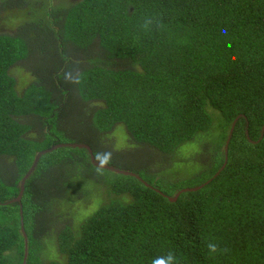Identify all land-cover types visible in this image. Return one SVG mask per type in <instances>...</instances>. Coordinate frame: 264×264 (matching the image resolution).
Wrapping results in <instances>:
<instances>
[{"label": "trees", "instance_id": "16d2710c", "mask_svg": "<svg viewBox=\"0 0 264 264\" xmlns=\"http://www.w3.org/2000/svg\"><path fill=\"white\" fill-rule=\"evenodd\" d=\"M35 3L0 4L41 11L0 33V264H23L20 205L27 264H264V0ZM28 59L34 79L19 90L12 70ZM76 115L84 123L72 131ZM120 125L128 143L118 149L110 133ZM191 141L195 154L178 158ZM58 142L87 143L149 185L64 146L43 154L21 200L8 202L35 154ZM144 148L149 167L122 159ZM101 186L106 201L77 228L57 215L74 191ZM53 236L58 254L44 260Z\"/></svg>", "mask_w": 264, "mask_h": 264}, {"label": "rangeland", "instance_id": "374dc122", "mask_svg": "<svg viewBox=\"0 0 264 264\" xmlns=\"http://www.w3.org/2000/svg\"><path fill=\"white\" fill-rule=\"evenodd\" d=\"M6 1L8 0H0V4H2L3 2L6 3ZM42 1V3H45L43 5H45V8H48V6H50L51 4L53 6H56L59 4V1L64 3V5L67 6V4H69L70 2H73L75 0H29V3L36 5L35 2L38 3ZM24 8V7H22ZM41 11H39L38 13H33L31 11V8H26L25 9H20L19 7L17 8H8V7H3V9L0 11V33H14L18 27L26 22V21H30L32 19L35 18H39V14ZM45 13V11L41 14L43 15ZM40 15V16H41ZM49 56L46 55V58H48ZM46 58H39L37 57V62H32V64L35 65H40L43 63H51L52 60L51 58L46 59ZM31 60L28 59L27 61L21 62L19 63L17 66L13 67L12 73L14 76L17 77V84H18V88L19 90H21L23 87H25L26 85H28L30 82L33 81L34 77L32 75V67H31ZM47 67V66H46ZM79 114H80V110H76ZM84 120H81V118L79 117V115L73 116L72 120H71V126H70V130L74 131L76 128L80 127L81 125H83ZM122 125V124H121ZM118 126L112 133H110L111 138L113 139V146H117L118 149L125 147V145L127 144V133L126 130L123 126ZM54 128L53 126H51V129ZM74 133H70V136H64L63 138H61V140H71L75 139V137H73ZM72 135V136H71ZM106 141H104L105 143H109V141L111 140L110 138L105 139ZM112 142V140H111ZM103 145V144H102ZM199 145L197 144L196 141H191L188 143H185L183 146H181L179 148V150L177 151V157L179 158L180 156H188V154H190L191 156H193L195 154V152L198 150ZM149 150L144 148V149H134L129 151L127 153V155L125 154L124 156H122V159L124 161H127L128 163H131L134 167H145L147 165V167H149L150 165V159L148 158L149 155ZM157 166H161V165H157ZM182 166V164H180L178 166V168H180ZM195 167V165L193 166V168ZM177 168V169H178ZM162 170V168H161ZM148 172H150L149 170L143 171L141 172L142 174H148ZM190 172V171H189ZM187 172V173H189ZM144 174V175H145ZM166 174V171H165ZM185 173L180 172L179 177H183L185 176ZM80 193V194H79ZM79 194V195H78ZM107 199V195L105 192V188L104 187H99L98 189L94 188L90 193H84L81 191H74L73 192V201L71 202H67L65 204H67V207L63 208L64 206H62L61 208L63 209H58L57 210V215L58 213H68V218L70 219V223L73 227H78L79 223L87 216L90 214V212L92 213L94 210L97 209V207L99 205H101L104 201H106ZM61 211V212H58ZM59 219L62 218V216H57ZM57 219V218H56ZM57 219V220H59ZM60 221V220H59ZM61 221H63V219H61ZM74 222V223H73ZM46 255H43V259L44 260H49L52 259L54 257L57 256L58 252H57V247H56V241L54 239V236L51 237V239L46 240Z\"/></svg>", "mask_w": 264, "mask_h": 264}, {"label": "water", "instance_id": "95a60500", "mask_svg": "<svg viewBox=\"0 0 264 264\" xmlns=\"http://www.w3.org/2000/svg\"><path fill=\"white\" fill-rule=\"evenodd\" d=\"M240 117V115H237L234 120L232 121V124L230 126V129H229V133H228V137L226 139V142H225V146H224V149H225V159H224V162L223 164L221 165V167L219 168V170L215 173L214 176H216L226 165L227 163V160H228V144H229V141H230V138H231V135L233 133V129L235 127V124L238 120V118ZM264 133V125L261 129V136L260 138L262 137ZM246 134L248 135V131L246 130ZM260 138L258 140H260ZM257 140V141H258ZM253 141V140H251ZM256 141V140H255ZM256 141V142H257ZM64 146H69V147H82V148H85L87 149L88 153H89V157H90V160L91 162L98 166V167H101V168H106V169H109V170H112L116 173H121V174H125V175H132V176H135L137 178H139L140 180H142L144 183H146L147 185H149V183L147 181H145L138 173H135L133 171H130V170H127V169H121V168H118V167H115L113 165H109V164H106V163H103V162H100L98 161L96 158H95V155L93 153V150L92 148L90 147V145L86 144V143H83V142H58V143H55V144H52L49 148H46V149H41L39 150L35 156H34V159H33V162L31 164V166L29 167V169L26 171V173L23 175V177L21 178L20 180V189H19V192L18 194L12 198L11 200H9L8 202H16V201H20L21 200V197L23 195V192H24V184H25V181L26 179H28V177L32 174V172L34 171L40 157L47 153V152H50L56 148H59V147H64ZM211 179L207 180L206 182L200 184V185H196V186H191V187H183L181 189H179L173 196H168V198L171 200V201H176L178 196L184 192V191H189V190H197V189H200L201 187H203L206 183H208ZM159 191V189H157ZM165 195V194H164ZM167 196V195H166ZM20 220H21V231H22V234H23V237H24V256H23V264H27L26 262V258H27V252H28V237H27V234L25 232V229H24V221H23V212H22V208H21V205H20Z\"/></svg>", "mask_w": 264, "mask_h": 264}, {"label": "flooded vegetation", "instance_id": "af4514ba", "mask_svg": "<svg viewBox=\"0 0 264 264\" xmlns=\"http://www.w3.org/2000/svg\"><path fill=\"white\" fill-rule=\"evenodd\" d=\"M30 65H32V64H30ZM32 72H33V69H32ZM84 143V142H83ZM127 143H128V140H127ZM87 144V143H86ZM89 145V144H88ZM91 147V146H90ZM92 148V147H91ZM118 148V147H117ZM92 150H93V148H92ZM93 153H94V151H93ZM95 155V154H94ZM96 158V157H95Z\"/></svg>", "mask_w": 264, "mask_h": 264}]
</instances>
